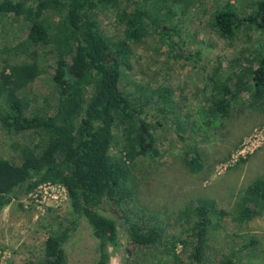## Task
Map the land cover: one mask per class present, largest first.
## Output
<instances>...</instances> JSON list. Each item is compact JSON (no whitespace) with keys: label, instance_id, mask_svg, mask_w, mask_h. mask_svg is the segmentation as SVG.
<instances>
[{"label":"trees","instance_id":"obj_1","mask_svg":"<svg viewBox=\"0 0 264 264\" xmlns=\"http://www.w3.org/2000/svg\"><path fill=\"white\" fill-rule=\"evenodd\" d=\"M190 2L0 0V27L16 23L26 30L23 39L4 47L5 52L28 59L6 65L0 73V129L11 136L30 134L26 144L13 143L16 156L10 161L0 159V211L39 185L52 183L65 188L75 217L65 224L58 221V216L49 219L52 222L47 224L44 256L28 264H67L64 245L80 215L87 219L97 240L96 264H110L109 249H117L121 241L116 220L105 213L106 207L112 206H124L125 237L135 246L159 245L173 252L181 243L189 248L192 264H248L238 256L245 250L257 249L255 239L217 261L205 256L213 220L216 214L224 215L216 211L213 200L187 206L183 211L187 227L177 235L160 225L156 214L126 208L135 195L133 163L139 155L158 154L153 148L150 125L141 116L153 110L156 113L153 117L169 123L180 140L191 139L193 131L182 133L183 125L165 114L163 107L171 104L170 91L156 97L152 93L131 96L120 87L121 75L131 69V45L139 43L151 31L161 34L170 50L177 47L171 36L179 34V21L174 24L172 19L178 9L182 11ZM102 8L116 10V20L123 26V39L104 36L98 20ZM55 17L57 21L53 20ZM210 18L211 29L221 39H235L244 26L264 34V0H253L250 10L243 12L228 9L226 5L217 6ZM41 51L53 58L50 67L54 98L53 103L45 99L44 107L30 110V103L18 91L45 73ZM221 69L218 65L207 77L211 84L212 116L227 115L243 94H248L254 102L260 101L261 108L264 43L259 53L243 59L238 71L233 70L225 78ZM148 106L151 111L147 112ZM128 121L136 123L137 132L130 130ZM113 149L119 151L118 156L111 154ZM183 161L192 172L201 169V155L196 147L189 146ZM245 193L250 205L245 204L242 216L251 220L264 212V178L253 182ZM47 214L55 213L48 208Z\"/></svg>","mask_w":264,"mask_h":264},{"label":"rangeland","instance_id":"obj_2","mask_svg":"<svg viewBox=\"0 0 264 264\" xmlns=\"http://www.w3.org/2000/svg\"><path fill=\"white\" fill-rule=\"evenodd\" d=\"M252 1L191 0L172 19L174 24L179 21V34L171 36L177 47L170 50L163 36L152 31L139 43L132 44L131 69L122 72L120 87L131 96L152 93L156 97L170 91L171 104L163 107L165 114L183 125L182 133L193 131L191 139L180 140L169 123L153 117L156 114L153 110L141 116L150 125L153 148L158 154L155 157L139 155L133 163L135 195L126 208L156 214V221L177 235L187 227L183 212L187 206L213 200L216 211L224 215L216 214L213 220L205 256L217 261L255 239L257 249L245 250L238 257L244 263L264 264V212L251 220L242 216L245 204L250 205L245 196L247 188L264 178V103L260 108V101L254 102L248 94H243L227 115L212 116L211 84L207 79L218 65L222 66L226 78L243 66L245 57L261 51L264 34L253 27H242L233 40L219 38L210 27V14L217 6L226 5L228 9L243 12L250 10ZM116 13L111 8L98 12L103 34L112 40L124 38ZM53 20L57 21V17ZM25 34V28L16 23L0 27V73L6 65L28 60L25 56L16 58L4 49L23 39ZM40 61L45 73L18 91L30 103V110L44 107L45 99L54 98L50 67L53 58L41 51ZM146 110L151 111V107ZM126 124L133 133L138 131L135 122ZM29 135L11 136L0 129V159L10 161L16 156L13 143L26 144ZM189 146L200 152L198 172L190 171L183 161ZM111 154L118 156L119 151L113 149ZM55 191L58 196L55 202L43 201V194L36 197L37 191H34L18 201L13 200L0 211V264L38 262L44 256L50 220L58 216V221L65 224L75 218L63 192ZM48 208L55 214H47ZM124 209V206L106 207L105 213L116 220L121 238L117 249H109L110 264H192L189 248L181 243L173 252L159 245L140 247L129 243L125 237ZM64 250L67 264H96L97 240L84 216L77 217Z\"/></svg>","mask_w":264,"mask_h":264},{"label":"built area","instance_id":"obj_3","mask_svg":"<svg viewBox=\"0 0 264 264\" xmlns=\"http://www.w3.org/2000/svg\"><path fill=\"white\" fill-rule=\"evenodd\" d=\"M56 189L62 191L63 192V198L64 199H67V195H66L65 188L63 186H61V185H58V184L56 185V184H52V183H44V184L39 185L34 190V191H37V193L35 194V196L37 197L40 194H43V196H42L43 201L44 200L51 199L53 202H55L58 199V196H57L56 191H55Z\"/></svg>","mask_w":264,"mask_h":264}]
</instances>
